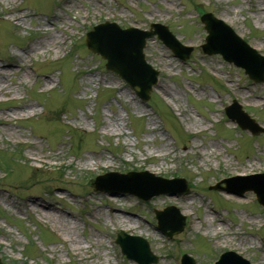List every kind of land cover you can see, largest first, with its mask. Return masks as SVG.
Here are the masks:
<instances>
[{
  "label": "rangeland",
  "instance_id": "1",
  "mask_svg": "<svg viewBox=\"0 0 264 264\" xmlns=\"http://www.w3.org/2000/svg\"><path fill=\"white\" fill-rule=\"evenodd\" d=\"M250 1L258 0H0V69L7 73V93L0 94L5 264H136L115 244L120 230L144 238L156 264H179L184 254L211 264L224 251L264 264V208L255 195L209 190L222 178L264 173V134L252 136L224 114L236 101L264 128V82L202 53L206 32L199 22L202 13H212L264 56V9ZM104 21L141 30L163 24L193 50L182 62L155 37L147 40L144 56L160 76L144 102L85 46L87 30ZM49 34L59 39L58 50L29 52ZM31 155L39 161L32 164ZM113 171L182 178L189 192L140 201L96 190L94 178ZM107 196H119V204ZM191 196V208L183 209ZM29 201L56 209L54 220L28 209ZM169 205L185 226L167 239L157 231L154 210ZM212 210L224 221L223 242L198 227V218ZM115 213L144 231L121 226L111 218Z\"/></svg>",
  "mask_w": 264,
  "mask_h": 264
},
{
  "label": "water",
  "instance_id": "2",
  "mask_svg": "<svg viewBox=\"0 0 264 264\" xmlns=\"http://www.w3.org/2000/svg\"><path fill=\"white\" fill-rule=\"evenodd\" d=\"M201 22L205 24V28L208 30L209 37L207 40V46L204 47L209 53L219 52L229 62H234L236 65L244 67L246 72L252 77H258L263 79L264 75V58L258 56L257 53L252 50L239 38H237L229 28L223 26L220 21H216L211 15H204L201 17ZM154 31L148 33H142L136 30L121 31L115 24L104 23L96 26L92 32L86 35L85 42L87 48L96 54H99L101 58L107 60L105 65L107 70L115 72L126 83L129 84V88H132L135 93L143 100H147L152 86L156 83L157 72L152 70L150 66L146 65L144 57L142 56V48L146 37H150L153 34L158 35V38L162 40L176 55L186 59L191 49L183 48L167 31V28L161 25H152ZM218 31H224L225 35L214 34ZM226 39V40H225ZM228 116L232 120H236L237 124L241 128L249 129L254 134L263 132L256 123L250 120L244 113L240 111V107H237V111L234 112L232 107L227 109ZM153 178L148 173H129L127 175L107 174L96 179L97 188L102 190H110L111 188L106 182L108 178H116L118 180L128 182H144V178ZM264 177V175H263ZM163 184L158 185L157 188L151 189L148 185H140L133 187H126L125 192L138 195L142 199H149L154 195L160 193L170 192L171 182L166 180L155 179ZM183 184V181H179ZM228 183V182H226ZM180 184V185H181ZM230 188V187H229ZM228 188V189H229ZM174 189L179 192L184 191V187L178 186ZM231 189V188H230ZM232 190V189H231ZM245 190H254L259 201L264 204V187L262 189H254L250 187H244L238 193H242ZM165 215L167 218L163 217ZM172 218V219H171ZM166 219L175 220L173 224L168 228V224L165 223ZM157 220L159 221V229L168 237L175 233H179L183 227V217H181L176 209L173 207L167 208L164 213H157ZM119 243L122 253L129 259L136 260L139 264L155 263L156 258L149 252L148 245L144 240L138 237L128 236L120 232ZM184 264H194V261L188 257H184ZM0 264H3L0 260ZM217 264H248L242 260L241 257L234 253H226Z\"/></svg>",
  "mask_w": 264,
  "mask_h": 264
},
{
  "label": "bare ground",
  "instance_id": "3",
  "mask_svg": "<svg viewBox=\"0 0 264 264\" xmlns=\"http://www.w3.org/2000/svg\"><path fill=\"white\" fill-rule=\"evenodd\" d=\"M251 2V6L255 9V10H259V11H262L264 9V0H258L257 2L255 1H250ZM264 11V10H263ZM48 38L46 39L45 43L44 42H39L38 44H35L33 47H31L29 49V52H33V53H44L45 52V49H48L50 48V46H57L56 50L59 49V39L56 38L55 35H47ZM48 46V47H46ZM9 66V65H6V67ZM5 77H7V73L6 71H4L3 69H0V94H5L7 93V89H6V85L5 84V81H3V79H5ZM242 88V86H241ZM254 97L256 98H259L260 95L259 94H256V95H253ZM11 118L10 117H7L5 118V121H10ZM28 160H31V163L33 164L34 162H38L39 159L33 155L29 156L28 157ZM88 161H90V159H87L85 160L84 162L86 164H88ZM250 166H253L252 164H250ZM159 168H161V166H158V170H160ZM111 197V196H110ZM107 196V198H105V200L109 201L113 206H117L119 204V196L114 200L113 198H110ZM189 200L187 202H185L182 207L183 209H187V208H191L190 206L192 205L193 203V199L194 197L191 196V197H188ZM27 205V208L28 209H34V210H37L39 209V211L42 212V216L45 217V218H51L52 217V212L55 211L56 209H54L52 206L50 205H47V204H43V205H40L38 204L37 202H33V201H29L26 203ZM115 211H117L116 208H114ZM100 211V208H95L94 212H98ZM94 214V213H93ZM97 214V213H95ZM98 215V214H97ZM94 216V215H93ZM259 217V216H258ZM251 217L247 220V222H250L251 224L253 223H256L255 222V219H260L261 217ZM53 220H54V216L52 217ZM111 218H114L115 221L117 220L118 223L121 225V226H127L128 228L130 229H136V230H140V231H144L143 228H141V225H139L137 222L136 224H133V225H127L125 224V222L128 220L126 218H119V215H117L116 213L113 214L111 216ZM129 221V220H128ZM57 222V221H56ZM260 222V221H259ZM62 223L63 224H59L61 227L63 226H67L66 222L64 220H62ZM198 227H201L202 229H204L206 232H209L211 231L213 236L215 237V240H216V243H219V242H223V238H222V232L220 231L219 227L222 226V224L224 223L223 219L220 218L218 216V213L215 212L214 210H212V212H209V211H206L205 212V215H204V219H199L198 218ZM196 228V223L194 221H192L191 223V228L190 229H194ZM229 234H231L233 237L237 236V235H233L232 232ZM231 237V238H233ZM245 243H248V244H253L254 241H252L251 239H245L244 240ZM257 264H260V263H257Z\"/></svg>",
  "mask_w": 264,
  "mask_h": 264
}]
</instances>
